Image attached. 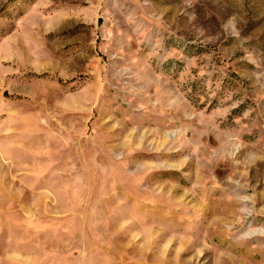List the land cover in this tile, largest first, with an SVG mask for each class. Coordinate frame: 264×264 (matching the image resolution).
<instances>
[{
  "label": "rangeland",
  "instance_id": "obj_1",
  "mask_svg": "<svg viewBox=\"0 0 264 264\" xmlns=\"http://www.w3.org/2000/svg\"><path fill=\"white\" fill-rule=\"evenodd\" d=\"M0 264H264V0H0Z\"/></svg>",
  "mask_w": 264,
  "mask_h": 264
}]
</instances>
